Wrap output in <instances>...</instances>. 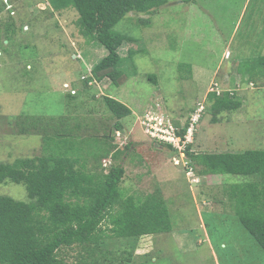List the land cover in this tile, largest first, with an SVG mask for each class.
<instances>
[{"label":"rangeland","instance_id":"374dc122","mask_svg":"<svg viewBox=\"0 0 264 264\" xmlns=\"http://www.w3.org/2000/svg\"><path fill=\"white\" fill-rule=\"evenodd\" d=\"M3 1L0 162L41 153L42 136L18 134L8 118L71 116L74 124L82 125L78 142L88 135L101 138L116 122L104 103L110 96L133 111L121 121L123 129L115 131L116 143L131 142L134 147L119 158L126 169L123 192L144 196L159 188L171 214L172 231L143 237L133 264H147L152 258V264H264V250L237 215L250 209L237 191L250 179L203 174L204 168L189 156L184 159L152 142L141 123L160 110L183 127L201 102L206 112L197 124L191 152L264 150V77L257 76L256 82L253 77L260 71L257 59L264 56V0H168L151 14L149 23L144 21L149 16L130 13L114 28L132 39L118 50L122 83L94 78L88 86L85 81L108 50L82 36L79 13L68 9L51 14L48 0ZM9 23L16 28L14 36L5 34ZM209 89L221 95L232 90L241 108L222 113L214 122ZM191 168L193 175L187 174ZM0 196L29 202L25 186L12 182L0 184ZM119 245L111 249L131 250L126 241Z\"/></svg>","mask_w":264,"mask_h":264},{"label":"trees","instance_id":"16d2710c","mask_svg":"<svg viewBox=\"0 0 264 264\" xmlns=\"http://www.w3.org/2000/svg\"><path fill=\"white\" fill-rule=\"evenodd\" d=\"M48 3L51 14L75 9L82 36L108 50L85 81L88 86L94 78L111 79L116 85L122 83L118 50L132 39L116 33L115 26L130 13L149 16L144 20L149 23L151 14L168 4V0H48ZM16 32L14 23L6 25V36H14ZM255 65L260 71L252 72L254 82L257 76L264 77V56ZM207 96L216 123L217 116L235 112L242 106L232 90H225L222 95L209 90ZM104 103L116 118L114 127L101 138L88 135L79 142L82 125L74 124L71 116L8 118L18 134L41 135L42 147L41 153L33 158L0 162V184L24 185L29 199L21 202L0 196V264H133L136 247L143 237L172 231L171 214L161 189L144 196L123 192L126 169L119 158L127 156L134 147L131 142L119 141L122 143L119 145L115 138L116 132L123 129L121 121L133 111L110 96L104 97ZM172 121L184 137L190 122L182 127ZM162 146L179 153L170 144ZM192 147V143L188 144L185 154L204 168L203 174H232L250 179L237 187L250 209L237 215L264 250V150L196 155L191 152ZM120 240L128 242L131 250L111 249L121 246ZM70 252L77 255L71 256ZM152 260L147 264H152Z\"/></svg>","mask_w":264,"mask_h":264},{"label":"built area","instance_id":"2783aa9c","mask_svg":"<svg viewBox=\"0 0 264 264\" xmlns=\"http://www.w3.org/2000/svg\"><path fill=\"white\" fill-rule=\"evenodd\" d=\"M212 91L217 90L212 89ZM219 95H221V93ZM205 110L206 106L200 102L198 104V108H196L191 115L190 123L187 128L186 134H184V137L179 135V129L174 125L172 119L167 115H164L160 110H158L157 113L159 114L156 117H151L149 116V114L146 115L141 123L143 125L142 127L145 130V134L149 138L159 143L172 145L185 159L187 146L188 144L193 143L197 124L199 123ZM175 162L176 165H180V160L175 159ZM186 165L187 163L185 162V166ZM188 174L193 175V170H190Z\"/></svg>","mask_w":264,"mask_h":264},{"label":"crops","instance_id":"0c3cea01","mask_svg":"<svg viewBox=\"0 0 264 264\" xmlns=\"http://www.w3.org/2000/svg\"><path fill=\"white\" fill-rule=\"evenodd\" d=\"M232 82H233V81H232ZM209 90H210V89H209ZM224 91H225V90H224ZM224 91H223V92H224ZM222 94H223V93H222ZM206 98H207V97H206Z\"/></svg>","mask_w":264,"mask_h":264},{"label":"clouds","instance_id":"9594fccd","mask_svg":"<svg viewBox=\"0 0 264 264\" xmlns=\"http://www.w3.org/2000/svg\"><path fill=\"white\" fill-rule=\"evenodd\" d=\"M189 172V171H188ZM188 174V173H187ZM193 174H194V171H193Z\"/></svg>","mask_w":264,"mask_h":264}]
</instances>
